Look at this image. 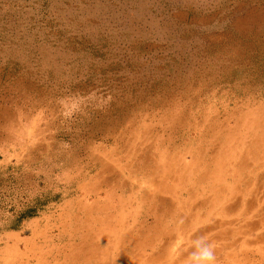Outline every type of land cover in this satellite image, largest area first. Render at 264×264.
Wrapping results in <instances>:
<instances>
[{
	"label": "rangeland",
	"instance_id": "1",
	"mask_svg": "<svg viewBox=\"0 0 264 264\" xmlns=\"http://www.w3.org/2000/svg\"><path fill=\"white\" fill-rule=\"evenodd\" d=\"M264 264V0H0V264Z\"/></svg>",
	"mask_w": 264,
	"mask_h": 264
},
{
	"label": "clouds",
	"instance_id": "2",
	"mask_svg": "<svg viewBox=\"0 0 264 264\" xmlns=\"http://www.w3.org/2000/svg\"><path fill=\"white\" fill-rule=\"evenodd\" d=\"M199 264H214L215 256L212 246L209 244H203L200 252L197 256Z\"/></svg>",
	"mask_w": 264,
	"mask_h": 264
}]
</instances>
